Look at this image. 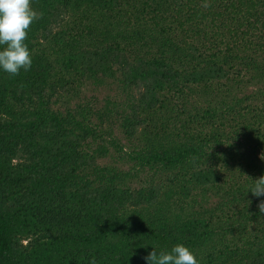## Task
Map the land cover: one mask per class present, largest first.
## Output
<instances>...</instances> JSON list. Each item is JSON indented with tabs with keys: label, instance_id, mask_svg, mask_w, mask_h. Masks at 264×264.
Listing matches in <instances>:
<instances>
[{
	"label": "trees",
	"instance_id": "16d2710c",
	"mask_svg": "<svg viewBox=\"0 0 264 264\" xmlns=\"http://www.w3.org/2000/svg\"><path fill=\"white\" fill-rule=\"evenodd\" d=\"M31 7V68L0 71V264H147L178 243L264 264V195L247 192L264 177V0ZM87 83L116 100L74 102ZM115 121L158 183L100 164Z\"/></svg>",
	"mask_w": 264,
	"mask_h": 264
},
{
	"label": "clouds",
	"instance_id": "9594fccd",
	"mask_svg": "<svg viewBox=\"0 0 264 264\" xmlns=\"http://www.w3.org/2000/svg\"><path fill=\"white\" fill-rule=\"evenodd\" d=\"M38 18L31 0H0V71L18 75L21 69L30 70L32 57L25 40L30 25ZM249 191L255 196L264 195V177L254 180ZM260 211L264 212V203ZM145 259L147 264H199L191 249L179 243L170 251L154 250Z\"/></svg>",
	"mask_w": 264,
	"mask_h": 264
},
{
	"label": "rangeland",
	"instance_id": "374dc122",
	"mask_svg": "<svg viewBox=\"0 0 264 264\" xmlns=\"http://www.w3.org/2000/svg\"><path fill=\"white\" fill-rule=\"evenodd\" d=\"M112 85L108 83L106 88H99L97 90L93 89L91 84L87 83L84 87L81 88V93L78 94L77 99H75L74 102H82L83 104H86L90 102L91 98H95L97 100L96 104H93L94 109H101L103 106H105L106 102L104 100L106 99H115V92H114V86L111 88ZM116 91V90H115ZM116 100V99H115ZM121 100L114 101L116 104L120 102ZM73 102V103H74ZM118 121H115L112 126L104 125L102 129L105 131H109V133L113 136L116 140V142L121 147L120 151L115 149L113 150V147H109V153L108 157L100 160V164L103 166H112L118 170L120 173V180L121 183L126 186H131L134 189H137L139 187H147L153 183H158L160 177V174L154 175L152 171L150 170V165H144L140 164L139 161L135 160V156L131 154L132 151L135 149V144L137 143V139L134 140H128V138L125 137L121 129L119 128ZM112 127V128H111ZM135 138L141 139V135H137ZM131 157L133 159H131Z\"/></svg>",
	"mask_w": 264,
	"mask_h": 264
}]
</instances>
